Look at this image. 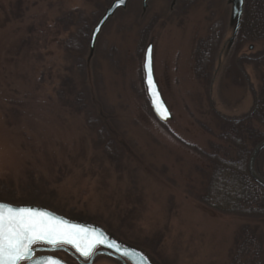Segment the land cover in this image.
Returning a JSON list of instances; mask_svg holds the SVG:
<instances>
[{
	"label": "rangeland",
	"instance_id": "1",
	"mask_svg": "<svg viewBox=\"0 0 264 264\" xmlns=\"http://www.w3.org/2000/svg\"><path fill=\"white\" fill-rule=\"evenodd\" d=\"M172 1L150 0L144 11L142 0H133L117 14L98 39L93 81L88 82L85 58L89 52L79 57L77 37L68 47L69 35L57 22L72 10L80 12L82 21H92L100 13L98 22L111 3L0 0V201L42 206L100 225L145 251L156 264H229L239 228L258 225L264 236V220L227 217L197 201L206 178L200 170L206 172L208 163L203 156L191 154L190 147L208 151L219 143L222 123L215 114L238 118L252 111L260 70L245 61L246 83L227 76L235 62L234 48L228 44L233 34L230 0H199L189 8L186 0H178L174 9ZM21 3L22 10L29 9L24 19L22 11L18 13ZM32 23L43 25L46 32L36 39L41 40L37 48L45 55L41 65L46 72L38 91L34 81L42 83L44 72L34 76V52L26 49L36 45L25 46L20 53L23 40L30 46L27 29ZM213 29L221 36L211 75L198 78L195 52ZM150 44L156 81L173 115L166 124L153 114L143 84L144 54ZM68 48H72L70 55ZM263 49L264 42L248 44L239 56ZM68 69L86 95V109L78 119L51 110L49 97L57 95L54 80L59 83ZM101 130L127 157L138 185L136 194L144 196L135 208L142 220L134 228L123 226L117 210L109 206L108 197L128 195L133 186L127 177L118 179L107 165L103 147L97 144ZM107 167L112 169L108 177L103 173ZM56 256L68 260L63 254Z\"/></svg>",
	"mask_w": 264,
	"mask_h": 264
},
{
	"label": "trees",
	"instance_id": "2",
	"mask_svg": "<svg viewBox=\"0 0 264 264\" xmlns=\"http://www.w3.org/2000/svg\"><path fill=\"white\" fill-rule=\"evenodd\" d=\"M113 1L114 0H107V3L110 4ZM198 1L199 0H186V6L188 8L191 6L193 7ZM21 5L22 3L18 8V13L22 11L21 17L24 19L29 9L24 8V10H22ZM99 15L100 13L96 15L92 21H82L80 19V12L72 10L64 12L61 19L57 22L59 26H62L64 32L69 35L66 42L68 47L73 43L75 37L78 38L79 48L77 54L81 59L85 56L86 51L87 55L88 52L90 54L87 43L90 42V36ZM14 17L16 18L17 14ZM7 23L10 25L12 24L10 22ZM38 28H40L42 32H39ZM44 29L43 25L39 27L32 23L27 29V32H30L28 35L30 46L27 39H25L22 41L20 47L21 53V50H23L25 46L31 47L36 45V48H26L30 52H34V54H32L34 58V61H32L34 76L44 72L40 77L42 83L39 84L37 79L34 81L35 85L38 87L34 88L36 91L43 85L46 77L45 68L41 65L45 59V55L39 52L41 48H37L41 40L36 41L40 33L46 35ZM220 36L221 33L213 29L212 36L208 40L200 42V48H197L195 52V70L198 74V78L210 77L212 68L210 66L220 43ZM259 42H264V0H245L243 20L234 48L233 59L235 62L232 63L231 68L227 71V76L232 77L234 80H240L241 84L246 83L247 74L244 68L245 61H251L256 64L257 68L260 70V82L258 89L253 91L255 97L254 107L248 115L238 118L222 117L215 114L222 123L219 143L212 144L208 151L201 150L198 147H190L193 150H191V154L197 153L203 156L208 163L206 172L200 170L201 168L198 169V171L200 170L205 173L206 178L204 187L196 198L197 201L221 215L242 218L246 221L252 220L254 222L264 220V189L250 177L247 164L254 147L264 140V49L257 53L250 54L249 56L245 54L239 55L246 45ZM68 49L70 50H67L66 53L70 55L72 48ZM141 50L143 49L141 48ZM94 55L95 52L93 55L90 54L85 58V70L87 72L88 82L93 81L94 70L92 60ZM79 67L83 69V65ZM68 70L69 72L66 71L64 76L62 74L61 77H59V83L56 78L54 80V83L57 84V89L54 88L53 92L57 95L55 98L49 97L52 100L51 110H60L65 112L68 117H75L78 119L86 109V103L84 101L86 95L84 92H80L76 87L73 71L71 69ZM218 75V72H215L214 77L217 78ZM34 76L32 79H34ZM212 93L213 91H211L210 88V98ZM59 96H61V98ZM31 100L33 102L32 104H34L36 98L32 97ZM21 107L22 105H18V108ZM80 131L83 132L81 129ZM82 141L84 142L85 139L82 138L81 142ZM97 144L103 147L104 155L107 158L106 163L117 172V178L124 179L127 177L129 182L132 183L131 185L133 187L131 188V193L123 195L124 197H108V200L110 208L117 210L118 213L116 217H118L123 226L134 228L139 225L142 220V213L135 208L140 206L138 204L141 202L143 203L144 196L136 194L138 185L136 184L132 171L128 168L126 163L127 157L122 156L116 143L108 136L105 130L99 131ZM65 149L68 151L67 148ZM55 155L60 154L57 152ZM66 168L67 167H65V169ZM256 169L258 174L264 178V150L257 159ZM111 170L112 169L108 167L103 170L106 177H108V172ZM160 171L164 172V169H160ZM103 180L105 181L104 178ZM104 181L103 186H105ZM32 182L33 186H35L34 179ZM36 187L38 188V186ZM133 190L135 193H133ZM117 199L124 200L123 202L115 201ZM80 220L87 221L85 219ZM235 236L234 246L229 254V264H264V236L258 225L244 224L239 228ZM154 238L160 239L161 237Z\"/></svg>",
	"mask_w": 264,
	"mask_h": 264
},
{
	"label": "water",
	"instance_id": "3",
	"mask_svg": "<svg viewBox=\"0 0 264 264\" xmlns=\"http://www.w3.org/2000/svg\"><path fill=\"white\" fill-rule=\"evenodd\" d=\"M132 1L133 0H124V3L121 4L120 0H114L111 3V5L105 10L104 14L101 16V18L98 20L97 24L93 28L91 36H90L89 51H90L91 55L94 54V52L96 50V45H97L98 39H99L103 29L105 28V26L108 24V22H110L119 12L126 10L129 3ZM149 1L150 0H142L144 11H146ZM176 2H177V0H173L172 7H174L176 5ZM230 4L232 5L231 26L233 27V34H232V38L229 40V43H228L229 48H231L232 45L234 44L235 38L239 32V29H240V26L242 23V19H243V14H244L245 0H230ZM95 29H99V31H94ZM149 48H151V50H152L151 51V77H152L153 87L150 90L149 83H148V73L145 70L144 64H143V72H144L143 84H144V87L146 89V93H147L148 100H149V105L151 107L153 114L155 115V117L158 119L159 122H161L162 124H166L173 119V115H172L168 105L166 104V102L162 96L159 85H158L156 78H155L154 61H153V51H154L153 45H149L146 48L145 54H144V63H145V56H146L147 50ZM263 150H264V140H262L260 143H258L254 147V149L252 150L251 155H250L249 160H248L247 168H248V173H249L250 177L253 179V181L264 189V178H262L258 174L257 169H256L257 159ZM0 203H7V202L0 201ZM7 204H10L11 206L16 207V208H20V207L33 208V209H37L41 212H45V213L49 214L51 217L59 219L61 222H66L70 226L74 225V226H78V227L86 230V232L92 237H95L97 239H103L105 241L104 244L95 245L91 249L90 255L88 257L83 256L81 254V252L78 251L77 248L75 246H73L72 244H66V243H61L58 245H49L46 243L37 244V245L33 246L34 250H33L32 259L20 261L19 264H33L34 259H42L43 260V259H47L49 257H52V258L58 260L59 264H67L66 262L62 261L61 259H58V258L50 256V255L36 256V254L37 253H43V252H54L57 250H67L68 251L69 249H72V251H74V253L76 255H78L82 259H87V258L91 257L92 254L94 253V251L98 248H102V249L106 250L107 251L106 253L108 255L114 254L116 256L125 257L128 260H130L132 262V264H152L150 262L149 257L144 252H142L141 250H139L133 246L127 245V244L119 241L112 234L108 233L105 229H103L99 225L90 223L88 221L73 219V218L64 216V215L56 213V212H54V211H52L46 207H42V206L18 205V204L16 205V204H11V203H7ZM113 241L115 242V244L120 246L121 252L127 250L130 253V255L129 256L121 255V252H117L114 247H111V248L108 247L107 244L111 243ZM87 243H88L87 240L83 242L84 245H86ZM95 256L96 255L92 256L91 259L93 260Z\"/></svg>",
	"mask_w": 264,
	"mask_h": 264
},
{
	"label": "snow or ice",
	"instance_id": "4",
	"mask_svg": "<svg viewBox=\"0 0 264 264\" xmlns=\"http://www.w3.org/2000/svg\"><path fill=\"white\" fill-rule=\"evenodd\" d=\"M123 4L124 0H120ZM94 31H99L95 29ZM151 48L147 50L144 67L148 73L150 90L153 87L151 77ZM88 241L86 245L84 241ZM58 245L72 244L85 257L97 244H104L103 239L90 236L86 230L78 226H70L45 212L33 208H16L7 203H0V264H19L20 261L30 260L33 246L37 244ZM108 247H114L121 252L120 246L111 242ZM121 255L129 256L125 250ZM33 264H59V261L49 257L34 259Z\"/></svg>",
	"mask_w": 264,
	"mask_h": 264
},
{
	"label": "flooded vegetation",
	"instance_id": "5",
	"mask_svg": "<svg viewBox=\"0 0 264 264\" xmlns=\"http://www.w3.org/2000/svg\"><path fill=\"white\" fill-rule=\"evenodd\" d=\"M106 252L107 251L102 248L96 249L94 253L92 254V256L96 255L93 260L91 259L92 256L87 259H82L78 255H76L74 251H72V249H69L68 251L67 250H57L54 252L37 253L36 256L37 255L39 256L40 255H50L58 259H61L56 255L63 254L67 256L68 260H64V259H61V260L66 262L67 264H72V263L73 264H104V261H102V259L107 260V262H110L111 264H132V262L125 257L116 256L114 254L108 255ZM70 261L72 262L70 263Z\"/></svg>",
	"mask_w": 264,
	"mask_h": 264
}]
</instances>
